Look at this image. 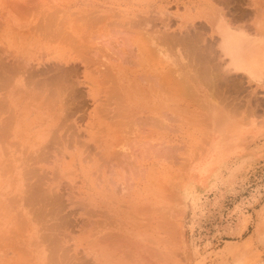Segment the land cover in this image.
Returning a JSON list of instances; mask_svg holds the SVG:
<instances>
[{"label": "bare ground", "instance_id": "1", "mask_svg": "<svg viewBox=\"0 0 264 264\" xmlns=\"http://www.w3.org/2000/svg\"><path fill=\"white\" fill-rule=\"evenodd\" d=\"M213 1L219 2V0L200 1L199 6L203 7L204 12L206 11V16ZM253 1L257 3L258 0ZM172 2V0H0V110H2L0 113L6 108L12 112L11 109L16 111L20 107L24 109L36 108L41 112L34 111L33 119L27 123V119H16L14 138H20L23 142H15L17 146L13 142L8 144V150L12 152L16 150L15 148L17 150L19 148V151L23 152L27 147L24 139L29 136L32 126L37 125L38 131L34 135L41 137L47 131L50 138L43 139L42 146L37 149L32 146L34 147L32 151L26 148L24 152L29 151L32 156L35 154V157H31L34 159L33 162L37 157L40 158L39 162L41 159L44 160V162L41 161L42 163L50 162L48 156L53 154L51 157L55 158L56 166L63 162V156L67 153L70 154L78 162L79 166L75 175L82 178L81 185L83 184V191L80 195L78 194L75 201L69 200L73 196L68 193V197L70 196L68 202L75 205L76 214L79 215V222H73L72 209L64 207L67 206L64 205L66 203L62 204L61 202L64 195L55 192V189L53 192L49 190L50 185L47 186L49 189L41 188L44 181L41 182L44 179L43 175H40L42 179L37 178L38 182L35 179L32 185L38 192V196L45 200L43 201L45 206L39 204L40 208L35 210L39 211L38 209L41 210L42 206L46 208L49 205V211H44L45 208L42 207L43 210L38 212V215L40 214L43 218L45 213L48 217L52 214V220L49 219L51 224L46 225L49 221L47 216V218L45 217L47 222L44 219L39 221V218L36 217L39 222L43 223L44 221L45 223L42 225L46 226L43 233L39 231L41 233L37 232L38 234H36V229L32 225L28 223L25 228L26 223L21 221L22 226L19 221L21 225L19 229H23V227L25 229L22 232L15 231L18 233L16 241L12 237L8 238H12L11 240L14 241L5 246V256L1 264H178L180 249L177 248V245L183 232V219L185 213L191 208L197 184H187L185 190L176 199H174L176 196L165 195L156 188L149 187L148 184H143V195L138 197L135 195L132 185V183L142 182L145 179L144 159L147 158L149 151L152 155L154 153V157H159V161L162 159L161 157L165 158L164 150L170 151L161 143H151L153 140H150V137L164 133L160 132L161 126L151 130L150 128L154 125L151 124V120L156 124L159 122L161 124L163 119L170 122L177 119L180 103L171 104L170 112L168 109L166 111L165 107L167 105L165 94L180 91L179 86L175 85L177 82H173L174 78L177 80V74L173 75L174 78L170 77L172 80L169 78L167 83H174L172 86L175 88L167 85L166 81H164L165 85L163 80H165L166 74L162 71L163 66L156 62L153 64L155 58L151 56L150 49L152 48L149 47L152 43L149 44L150 36L154 32L157 33V30L154 29L159 27L157 21H162V23H158L162 24L165 30L159 31L161 35L158 36L161 38L158 40L163 39L164 43L172 41L181 46L186 44L188 39L193 41V35H190L192 32L189 30L187 31L190 33L186 34L183 33L185 30L175 34V30L172 36L169 35L171 32L166 33V30L173 24H171L172 19L177 18L173 15L172 18L171 14H167L165 11ZM188 3L189 6L185 4V8L189 7L187 10L193 11L195 0H189ZM153 10L159 13V17L155 18ZM192 11L189 12L188 18H181L183 23H195L197 20L205 18L202 11H193L195 14ZM166 20L168 23L164 24ZM179 22L177 21V23ZM197 33L196 35L199 34ZM198 37L199 35L196 40L200 38ZM169 43L171 44V42ZM187 44L190 46L191 43ZM152 45L151 47H154ZM185 47L183 48L185 49ZM190 48L189 51H191ZM179 50L181 49H178L177 52ZM176 59L174 61H177ZM193 59L195 60V58ZM198 59H201L199 55H197V62ZM165 60L169 62L170 59ZM180 60L178 61L180 62ZM170 62L169 64H172V61ZM194 63L196 62L194 61ZM183 66L185 65L183 64ZM178 81L180 80L178 79ZM84 86L87 90L85 95L88 96L89 101H92L94 107L92 112L96 116L86 125L89 129V140L86 143L82 141L84 144L82 146L75 142L78 146L73 148V152H69L73 150L68 148L71 147L69 145L70 137L78 135L79 139L81 131L75 123L72 122L71 126L67 124L69 117L66 115L68 112L64 114V111L72 110V108H65L68 100L65 98L64 100L62 97H64L65 91L68 96L72 95L68 91L70 88L75 100L71 98L72 96L70 99L77 101L79 98V101L78 105L72 106L74 107L73 114L71 112L69 115L75 116L78 113L84 115L90 108L83 99V97L86 98L82 91ZM172 95H169L170 98L173 97ZM170 98L167 97V99ZM70 99L69 101L72 102ZM173 99L171 98V100ZM73 104L71 103V105ZM68 105H70L69 102ZM43 107L49 108V112L44 113ZM63 107L66 110H63ZM98 110H103L102 116L98 114ZM15 115L14 113V117ZM83 115L78 116L77 119L84 122L86 117ZM1 116L6 123L3 124L4 130L10 128L7 127L10 117ZM211 122L214 134L221 135L223 130L225 131L221 127L224 121L220 119L217 112H214ZM149 124L152 126L150 127ZM166 128L168 129V127ZM92 129L96 133H92L90 131ZM162 129L164 128L162 127ZM173 131L177 130L173 128ZM9 133L6 135H11ZM83 136L85 137V135ZM93 140H96L94 147L90 148V141ZM220 144L217 146L218 149ZM53 145L55 146L52 147ZM32 147L29 146V148ZM28 158L27 156L26 161L30 162L31 158L29 160ZM46 158L48 162L45 161ZM206 159L208 160L207 157H202L201 163L205 164ZM7 166L10 167V164ZM29 166L27 167L29 168ZM62 166L66 167L65 163ZM23 170L25 171L26 168ZM53 170L54 168L51 170L53 172L51 184H54L53 182L63 184L68 177ZM28 171L30 173L29 169ZM34 172L36 173V171ZM33 175L32 177H34ZM27 179L29 180V178ZM67 186L66 184V188ZM33 190L31 193L36 192ZM68 191L70 192L71 188ZM65 195L67 196V193ZM27 197L29 199L32 196ZM46 202L49 204L46 205ZM30 206H33V202ZM66 208L69 210L67 211ZM33 215L36 216V214ZM76 227L80 234L77 241L82 245V251L77 248L69 249L56 232L58 231L56 228H61V230L65 228L67 231V228L74 229ZM60 231L58 232L60 233ZM64 232L61 231L63 237H69ZM69 233L75 234L76 237L77 231ZM61 234L60 236H62Z\"/></svg>", "mask_w": 264, "mask_h": 264}, {"label": "rangeland", "instance_id": "2", "mask_svg": "<svg viewBox=\"0 0 264 264\" xmlns=\"http://www.w3.org/2000/svg\"><path fill=\"white\" fill-rule=\"evenodd\" d=\"M172 1H173L172 4H170L165 9V11L167 12V14H171V16L172 15L177 16L176 19H177V21H180V22L177 23L176 19H172L173 22H171V24L172 23L173 24H172V26L169 24L170 28L167 29L168 31L166 30V33L168 34V32H171V33H169V35L171 34V36H172V34L175 33L174 32L175 30H176L175 34H177L178 32L180 33V31L183 32V30H185V32H183L184 34H186L187 32L188 33L192 32V33H190V35L191 34L193 35V41H192V39H191V41L192 42L197 41V42L192 43L188 39L187 43H189V44L191 43V44H190V46L187 43L183 44L182 45L183 47H185L187 45L184 49L181 45H178V43L174 44V42L169 41V42H171V44H172L171 45L168 41L167 42L165 41V43H164L163 39L158 40L161 38V37L159 38V36H158V35H161L159 33V31H161V30L165 31L163 28V25L160 24V23H162V21H157V24H159V27H161V28L158 27L159 29L158 28L154 29V30H157V33H155V32L152 33L150 31L153 35L150 36L149 44H150V42H152L151 45L153 44L152 46H154V47H151V45H149V44L148 45L150 48H152V49H150L151 50V56H153V58H155V61L154 62L152 61L153 64H155V62H156L157 64H161L163 66L162 71H164L163 73L166 74L165 80H163V82L166 81V84L169 82L170 77L174 78L173 75L176 76V74H177V80H175L176 78H174L173 82L176 81L177 84H175V85H178L180 88V91H178V93H175V92L170 93V94H173L172 95L173 97H171V98H174L173 100H171V98L169 96L170 94H168V95H167V93L165 94V99H166V104H167V105H165L166 111L168 109L170 112L171 107H172L171 104H174V103L179 104V102H183V104L189 105L190 107L193 106L195 108V114L190 119V123H189L190 126H186V127L191 128V129L193 128L194 130H196L195 131L196 135L200 134L202 136H205V135L209 134L210 137H212V138L214 137V141H217V144L218 143L220 144V142H221L220 148H222V151L218 150L217 152H220V153L224 152L225 153L226 148L224 146V143H223L224 141H222V138L224 136H228L229 141L233 140L232 142L238 143L239 135L241 134V132L243 131V129L245 127L241 123V120H243L242 119L243 116H245V117L247 116L246 113H244L240 110H236V114H234V113L232 114L231 113L232 110L229 108H225V106H230V104L232 103L231 102L232 100H237V101L247 100L248 97H247V95H242V94H239L237 92H235L236 94L235 93L233 94L230 92L225 93L224 91H222L224 89L222 86L224 84V77L222 75H224V68L225 67H224L222 59L220 58V56L217 53L216 46H215V40H214L215 37H214L213 30H212L213 25H214L213 24L214 19H215V16H217L221 13L229 12L231 10V8H234L236 6L237 7L241 6L242 8H244L248 11L250 10L249 12L252 13V15H253L252 19L259 21V22H264V12H263L264 11V0H258L257 3H255L253 0H250V1L249 0L248 1L247 0H243V1L242 0H229V1L219 0V2H222L221 4L218 1H216V2L213 1V5H211L210 9L208 10L207 16H206V11L204 12V10H203V7L199 6L201 0H195V7L193 8V11H195V12H196V10L202 11L203 16L205 17L201 20H197V22H195V23H190V22L183 23V19H181V18L186 19L190 16L189 12H191L192 10H187L189 7L185 8V4H187V6H189V3H188L189 0H172ZM223 1H224V3H223ZM226 1L228 2V4ZM236 2H237V5H236ZM180 3H182V4H180ZM223 4H225V5H223ZM169 8H171V9H169ZM176 11H177V13H176ZM260 12H261V14H260ZM154 13L155 14H153V15L154 16L156 15L155 18H157V16L159 17V15H158L159 13H157L156 10L154 11ZM193 14H195V13L193 12ZM173 16H172V18H173ZM178 19H180V20H178ZM158 22H160V23H158ZM166 23H168L167 20H166V22H164V24H166ZM193 24H194V26H193ZM189 25H191V26L189 27ZM194 27H195V29H194ZM191 28H192V30H194L196 32H193L192 30H190ZM187 30H189L190 32ZM172 31H173V33H172ZM196 33L200 37V38L198 37L199 39H197V40H196V37L198 35H196ZM155 34H156V36H154ZM156 42H158V43L160 42V43L158 44ZM154 44H156V45H154ZM158 46L160 49L158 48ZM194 46H198V47H194ZM201 46L203 49L201 48ZM205 46L207 47L208 50L206 49ZM189 47H191L190 48L191 51L188 50ZM192 47H193V51H192ZM182 48H183V50H182ZM155 49H156V51H154ZM178 49H181V50H179L177 52ZM205 49L207 50V52ZM169 50H171V51H169ZM161 52H163V53L160 54ZM197 52H198L199 57L201 58L200 60L198 59L199 60L198 62H200L202 60V62H200L199 65H198V62L196 60L197 59ZM209 56H210V58H209ZM153 58H152V60H154ZM175 58H177L176 59L177 61H174ZM193 58H195V60ZM208 58L212 62L209 61ZM165 59H167V60L170 59V60H168L169 62H167ZM178 60H180V62ZM170 61H172L173 65L169 64V63H171ZM183 61H185V62H183ZM194 61L196 63H194ZM174 63L176 64L175 66H174ZM183 64L185 66H183ZM186 68H188V69H186ZM185 69H186V72H185ZM198 71H200V72H198ZM196 72H197V74H195ZM201 72H204V73L202 74ZM188 75H189V77H188ZM205 76H207V77H205ZM172 78H170V79L172 80ZM178 79L180 81H178ZM209 80H210V82H209ZM191 81L192 82L195 81V82L192 83ZM164 84H165V82H164ZM167 85H170L172 88H175L174 86H172V85H174V83L172 84V82L167 84ZM178 86H176V88L179 90ZM194 86H196V88H193ZM84 88H85V86L83 87L82 91H84V95H85L87 90H86V88L85 89ZM68 89L67 90L71 92L70 88H68ZM70 92H69V94H72V95L68 96L67 95L68 93H66V91H65V93L63 94L64 97H62V98L63 99L65 98L66 100H68V101H66L67 105L65 108L68 109L71 107L72 110L68 109V110H70V111H68L63 107V110H66V111H64L65 112L64 114H66L68 112L67 113L68 115H66V117L67 116L69 117L67 124L73 125L72 124V122H73L77 126H79V131H81L79 133V136H80L79 139L77 137L78 135L77 136L73 135L72 136L73 138L70 137L71 143L69 145L71 147H68V146L67 147L69 149H71V148L73 149L75 146H78V144L80 146L84 145V144H82V141H83V143H86L89 140V137H88L89 129H87L86 125L88 122H91L95 118L96 115L94 114V112H92L93 108H94L92 101L91 100L89 101L88 96L85 95L86 98L83 97V99L85 102H87V104H89L90 108L87 110V112L84 115L82 113H78L75 116H70L69 114H71V112L73 114V109L76 105H78V101H79V98H78V100L76 99L77 101H74L75 98H73V92H71V93ZM65 95H66V97H65ZM70 96H72L71 98L74 100L70 99ZM211 96H212V99L215 96L217 109L220 112H222V116H227V119H224L225 117L223 118L218 113L217 110H210V113H209L208 108H207V102H209V99ZM75 97H76V95H75ZM167 97H169L170 99H167ZM176 97H178V98H176ZM253 98L254 99L258 98L256 93H253ZM69 99L72 100V102L69 101ZM86 99H88V100L86 101ZM167 100H171V101H167ZM174 100H175V102H174ZM73 101H74V104H73ZM68 102L70 105H68ZM70 102L73 105H71ZM63 106H64V104H63ZM72 106H74V107H72ZM110 106H112V105H110ZM43 108L45 109V107H43ZM48 109L49 108L45 109V111L43 110L44 113L45 112L47 113V111L49 112ZM40 110L42 111V109H40ZM1 111L2 110H0V112ZM11 111L12 112H10V110H8L6 108L3 110L2 113H0V140L2 141V142L0 141V143H1L0 144V245H1L0 246V264H1V262L5 256L4 255L5 246L14 240L16 241V239L18 238V236H17L18 233H15V231L20 230L22 232L23 229L27 228V224L29 223L30 225H32L36 229V234H38L37 232H39V231H41L43 233L45 231L44 227H46L45 225H42L45 223L44 221L47 222L49 219L52 220V214L51 215L49 214L50 217H48V215H46L45 212H44L45 214L43 213L45 217L46 216L48 217V218L46 217L48 220H46L45 217L41 218L40 214H39L40 216L38 215V212L40 213V211L43 210V208H45V207L42 206L43 208L41 207V210L38 209L39 211L35 210L36 208H40V206L43 204L45 206V202H43V201H45V200H43L44 198L42 199V197L38 196V192L34 189V187L32 185L33 182L35 181V179L38 182L37 178L38 177L41 178V176L43 175L44 179L41 178L42 179L41 182L43 180L44 181H43V184L41 183L42 186L40 185L41 188L46 189L47 186L49 187V185H50V187H49L50 189L49 188H47V189L51 190L52 192L54 191L53 189H55V192H58L59 194L64 195L61 198V202H62V204L66 203L64 205H67V206H64V207L72 209L71 213L73 214V218H72L73 222L74 221L79 222V218H78L79 215L76 214L77 208L75 211V207H74L75 205L71 204L70 201L68 202V198L70 196H73V198H71V199L69 198V200L73 199L72 200V202H73V201H75V198H78V196L83 191V184L81 185L82 178L80 176L75 175L76 170L78 169V166H79L78 162L70 154L67 153L65 156H63L64 160H63V162L59 163L60 164L59 166H56L57 162H56L55 158L51 157V156H53V154L51 156H48L49 158L47 157L48 161H50V162L47 161V158L45 159V161H47L49 164L48 163H42V162H44V160L42 161V159L39 162L40 158L38 159L37 157L35 159V162H33L34 159H32L31 157H35L34 156L35 154H33V156H32L31 152H29V151H32V149L34 148L32 146H35L34 149H37L39 146H42L41 141L43 139L49 137L47 131H45L41 137L38 135H34L35 132L37 133V131H38L37 125L32 126L31 131L29 133V136L26 139H24L27 143L26 148H28L29 151L24 152V150L26 149L25 148L23 150V152L25 154L23 155L22 154L23 152L19 151V148H18V150H17V148H15L16 150H13L12 152L10 150H8L9 145L12 142H13V144L15 142H20V143L23 142V140L20 138H18V139L14 138L15 137L14 132H15L16 119H27V121H26V123H27L33 119L34 111L40 112L39 109H36V108L24 109L23 107H20L19 110H16V111L11 109ZM4 112H7V113L3 114ZM178 112H179V109L177 111V115H176L177 119H175V121H178ZM214 112H217L219 114L220 119L222 121H224V123H223L224 126L221 125V127L223 129H225V131L223 130V133H221V135L220 134H217V135L214 134V131L212 130L213 129V127H212L213 123L211 121L213 119ZM14 113L16 114L15 117H14ZM19 114H21L22 116H20ZM98 114L100 116H102L103 110H98ZM1 115L6 116V117L7 116L10 117V118L7 117L8 119H10L9 121L7 120L9 122L7 127H10V128H6L8 130L10 129L9 131L7 130L8 132L6 131V129L4 130L3 124L5 125L6 123L2 119ZM81 115L86 117L85 120L82 118L84 120V122L81 119H77V117L81 116ZM12 117H13V119H12ZM167 121H169V120L163 119V122H162L163 124L161 123L162 124L161 125L160 122L156 124L154 121L151 120V124H154L153 126L151 124H149L150 127L152 126L150 128L151 130H153L154 127L159 128L158 126H161L160 132H164V133H161L160 135H154V136L150 137V140H153L151 143L157 142L159 144L161 143V145L164 146L165 144H162V142L160 141L162 138H166V136H168V135L169 136L173 135V136H170L169 138H171V139L174 138V134L178 131L177 127H179V125H177V124H179V121L178 122H175V121L167 122ZM252 126L255 128V131H258L259 133H263V137H264V124L259 125L256 122L255 124H252ZM162 127L164 129H162ZM166 127H168V129ZM157 128H156V130H157ZM173 128H175V130H177V131L174 132ZM170 130H172V132H170ZM90 131H92V133H96L95 130H93V129ZM7 133H9L11 135H6ZM50 135H52L51 132H50ZM83 135H85V137ZM188 135H192V134H188L186 132L181 133V131H180V137L183 136L184 138H186ZM91 138H92V134L90 136V140H91ZM67 139H69V136H67ZM72 139H74V140H72ZM76 139H78V141H75ZM167 140H168V138H167ZM72 141H73V143H72ZM95 141L96 140L90 141L91 142L90 148H91V146L94 147ZM75 142H78V144L76 145ZM3 144L5 147L2 146ZM15 145H16V143H15ZM28 145L32 148H29ZM170 145H171L170 142L167 143V146L169 148L168 150H170V151L167 152L166 150H164V152L166 153V155L164 154L165 158H164V156L161 157L162 159L160 158L161 159L160 161L158 160L159 157H154V153L152 155L151 151L148 152L147 158L144 159V162H145L144 163L145 164L144 169H146V171L144 170L145 179L142 182L138 181V182L132 183L133 188L135 189V195L136 196L139 197V196L143 195V192H144L143 191V187H144L143 184H148L149 187H151L153 189L156 188L157 190H159L161 193H163L165 195H168V194L171 195L172 194V197L176 196V197H174V199H176L179 196V194L185 190V188L187 187L188 176H191L187 172L188 167L191 164V161H196V163H198V161H199V163H200L202 157L201 158L200 157H197V158H191L190 157L189 158L187 156L176 157L174 155L175 151L171 150ZM54 146L55 145H53L52 147H54ZM3 148L5 149L7 154H5L6 152L4 151ZM60 148H62V147H60ZM54 149H51V150L54 151ZM165 149H167V148H165ZM73 151H74V149L72 151H69V152H73ZM170 153H173V154L171 155ZM4 155H6V156H4ZM27 156L29 157L28 160L31 158L30 162L26 161ZM218 159L221 161H219ZM246 159H247V161H250V163L247 166L244 165V163L246 162ZM216 160H218V161H216ZM208 161H212V162L215 161L214 163H216V166H217L216 168L215 167L212 168L213 172L211 173V177H213V173L216 172V170H218L220 172L214 173V175H216V177L218 176L219 178L215 179L213 177L212 178V180H213L212 184H202V182L204 180L203 175L198 174L197 176H195V181L198 182L197 189H195V193H193V200H192L191 208L189 211H187L185 213V216L183 219V232H182V235L180 236V239H179V242L177 245V248L180 249L179 250L180 252H179L178 264H264V157L258 158V159L255 157H253V158L250 157V158H245V159L244 158H238V157L225 158L224 156H222V157L221 156H215L212 158L209 157L208 160L206 161V163L203 164V168H206V166L208 165V163H207ZM25 162H27V163H25ZM61 163L62 164L65 163L66 167L62 166ZM7 164H10V167L7 166ZM27 166H29V168ZM35 167H36V169H35ZM25 168H26V170L24 171L23 169H25ZM32 168H33V170H32ZM52 168H54V170H53L54 172L56 170L57 172H59V174H63L65 177H68L64 180L65 182L63 184L62 183L61 184L55 183V182H53L54 184H51L53 181L51 179L53 176L52 175L53 172H51ZM8 169H10V170H8ZM28 169L30 170V173H29ZM64 170H66V171H64ZM23 171H24V173L22 174ZM34 171H36V173ZM25 172L27 173V176H26ZM24 174H25V176L22 177V175H24ZM32 175L34 177H32ZM27 178H29V180ZM75 182H78V183H75ZM35 183H34V186L36 185ZM26 184H27V187H26ZM66 184L69 187L67 186V188H66ZM121 184H123V183H121ZM61 185H64V186L61 187ZM38 186H39V184H38ZM63 187H65V188H63ZM74 187H75V189H74ZM32 188L36 192L31 193V191L33 190ZM70 188H71V191L69 192L68 190ZM78 188H79V190H78ZM63 189H67V190H63ZM163 189H164V191H163ZM168 191H171V192H168ZM64 193L65 194L67 193V196ZM68 193L70 194L69 197H68ZM30 195L32 197H29V199H28L27 196H30ZM25 197H27V198H25ZM63 197H64V200L62 201ZM26 199H28V200L26 201ZM25 201H26V203H25ZM32 202H33V206H30L32 204ZM35 202L38 205H36ZM39 204H40V206H39ZM47 204H49V203L46 202V205ZM48 207H49V205L45 208L44 211H46V210L49 211ZM27 208L30 210H28ZM67 208H66V210H67ZM33 211H34V213H33ZM33 214H36V216L34 217ZM43 214H42V216H43ZM36 217L39 218V221L44 219L43 223L39 222ZM19 221L26 223V225H24L26 227L25 228L23 227V229L21 228L22 230L19 228L21 227V225L23 226V224L21 222V225H20ZM49 221H48V223H46V225L51 224V221L50 222ZM258 224H259V226H258ZM258 227H260L259 228L260 230L258 231L259 233H257ZM56 229L58 231L61 230V228H59V229L56 228ZM63 230L65 231V228ZM63 230H61V231L64 232ZM58 231H56V232L59 234V237H61L63 239L64 244L66 246H68L69 249L74 250L77 248L79 251H82L83 247L80 244V242L77 241V239L80 235L77 227L74 229H71V228L68 229L67 228L68 232L67 231L64 232L69 236L67 238H66V236L63 237V235L61 234V231H60V233ZM76 231H77V233H76ZM41 232H39V234ZM69 232H75L76 237L74 236L75 234L73 235L72 233H69ZM60 234L62 236H60ZM24 235H25V233H24ZM1 237H3V238H1ZM9 237H12L14 240H11L12 238L8 239ZM68 238H70V239L72 238V241L70 242V239L68 240ZM3 239H5V240H3Z\"/></svg>", "mask_w": 264, "mask_h": 264}, {"label": "crops", "instance_id": "3", "mask_svg": "<svg viewBox=\"0 0 264 264\" xmlns=\"http://www.w3.org/2000/svg\"><path fill=\"white\" fill-rule=\"evenodd\" d=\"M252 18V13L241 6H236L231 8L229 12L215 16L212 28L216 50L225 67L224 75H222L224 77V84L222 85L224 89L222 91L233 94L237 92L248 97L247 100H232L230 106H225V108L232 110V114H236V110H240L247 115L246 117L243 116V120H241V123L245 127L239 135L238 143L232 142L233 140L229 141V137L224 136L222 141H224L226 152H217L218 150L222 151V148L219 147L218 149L217 146L219 144H217V141H214V137H210L209 134L205 136L196 135V130L186 127L190 126V119L195 114V108L179 102L181 104L179 105L178 112V132L174 134L173 139L169 138L173 135H168L166 138L160 140L165 146H167V143H171L170 148L175 151L174 155L176 157L209 158L224 156L225 158L238 157L244 159L264 157L263 133L255 131V128L252 126L256 122L259 125L264 124V22H259ZM229 21L230 23H228ZM193 88H196V86ZM253 93L257 94V99L253 98ZM207 108L209 113L210 110H217L222 116V112L216 107L215 96L213 99L212 96L210 97L209 102H207ZM222 117L227 119V116ZM180 131L181 133L186 132L193 136L180 137ZM170 154L172 155L173 153ZM214 162L208 161L206 168H203L201 162L199 163L198 161L196 163V161H191L187 170L191 176H188L187 184H198L195 181V176L198 174L203 175L204 180L202 184H212L213 177L215 179L219 178L214 173L220 172L216 170L213 173V177H211L212 168L217 167ZM249 163L250 161L246 159L244 165L247 166ZM259 230L258 228L257 233H259Z\"/></svg>", "mask_w": 264, "mask_h": 264}]
</instances>
